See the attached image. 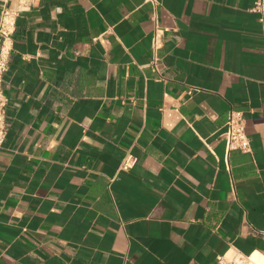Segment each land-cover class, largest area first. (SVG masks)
I'll list each match as a JSON object with an SVG mask.
<instances>
[{
  "label": "crops",
  "instance_id": "0c3cea01",
  "mask_svg": "<svg viewBox=\"0 0 264 264\" xmlns=\"http://www.w3.org/2000/svg\"><path fill=\"white\" fill-rule=\"evenodd\" d=\"M255 1L0 0V14L19 10L4 75L0 264L264 255ZM232 109L245 116L250 151L227 150ZM128 152L138 161L122 169Z\"/></svg>",
  "mask_w": 264,
  "mask_h": 264
},
{
  "label": "built area",
  "instance_id": "2783aa9c",
  "mask_svg": "<svg viewBox=\"0 0 264 264\" xmlns=\"http://www.w3.org/2000/svg\"><path fill=\"white\" fill-rule=\"evenodd\" d=\"M251 9L261 13V20H264V0H256ZM18 13L19 10L6 6L2 9L0 14V34L3 36V42L0 48V147L3 145L7 135L6 108L8 96L4 87V75L8 70L12 48L7 40L15 30ZM164 34L165 29L158 25L152 38V47L155 52V57L151 63H159L158 49L161 46ZM222 135L225 139L228 152L233 149H241L243 151L251 150V138L247 133L245 116L241 110L232 109L230 111ZM137 161L138 157L128 152L122 161L121 168L128 169L135 165ZM227 165L230 166L228 160ZM260 233L264 236V230L260 231ZM254 253L255 252L245 254L237 248H230L218 257L216 264H261L254 259Z\"/></svg>",
  "mask_w": 264,
  "mask_h": 264
},
{
  "label": "bare ground",
  "instance_id": "6f19581e",
  "mask_svg": "<svg viewBox=\"0 0 264 264\" xmlns=\"http://www.w3.org/2000/svg\"><path fill=\"white\" fill-rule=\"evenodd\" d=\"M254 259L261 263V264H264V256L261 255L260 253L256 252L254 255H253Z\"/></svg>",
  "mask_w": 264,
  "mask_h": 264
}]
</instances>
